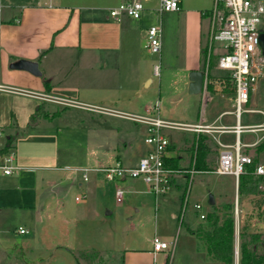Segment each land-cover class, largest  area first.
<instances>
[{
    "label": "rangeland",
    "instance_id": "obj_1",
    "mask_svg": "<svg viewBox=\"0 0 264 264\" xmlns=\"http://www.w3.org/2000/svg\"><path fill=\"white\" fill-rule=\"evenodd\" d=\"M63 1L73 7H83L104 0ZM182 4L189 11L177 21L168 48L164 51L162 47L159 54L142 50L144 59L149 60L146 72L151 75L153 84L149 89L143 87L141 89V83L137 87L134 85L133 88H128L133 89L128 90V98L134 101L136 107L145 104L153 106L160 101V118L167 122L185 124L199 123V120L211 121L223 112L233 111L229 96L222 97L220 93L207 94V101H202L201 95L190 96L186 85V73L183 72L189 66L206 71V57L203 52L201 53V46L206 43V39L203 40L202 37L200 45V36L206 33L205 29L208 30V21L202 20L200 14L212 8L213 0H182ZM157 7L158 0L144 2L145 9L157 10ZM169 15L171 14L160 15L162 17L160 26L163 31L166 22L172 20ZM220 46L222 44H215L208 71L216 66ZM79 61L80 63L73 66L67 82L72 84L71 86H80L79 100L88 102V83L92 76L93 62L83 58ZM154 65L160 68L158 76L154 75ZM71 66L69 64L66 69ZM225 73L227 72L217 69L215 76H222ZM210 78L207 79L208 86ZM254 89L255 92L250 93L248 105L242 108L243 125L264 122L262 116L247 112L250 109L264 110V79L259 80ZM90 110L76 108L73 103H66L65 106L55 107L49 112L53 121L50 127L57 134L58 165L65 168L57 172L58 182L50 189L52 192L61 189L63 207L59 214L51 219L47 236L42 232L45 224L37 223L35 216L30 218V223L22 220L19 212L9 219L7 239H14L16 243L21 242L18 240L19 236L14 238L18 226L26 231V235L28 234L25 238L29 239L33 249L27 254L28 261H36L37 258L44 256L49 258L50 253H47L46 245L51 246L55 240L57 244L62 242L60 246L72 249L80 264H211L212 261L207 259L206 249L192 234V231L206 222L207 215L217 208L216 205L214 207L208 205L210 195L214 197L215 202L218 200L217 209L221 210L227 204L234 207L235 252H238L239 248L241 227L247 226L250 233L264 232V225L258 219L259 211L264 207L262 203L264 197L244 195L239 199L233 181L215 174L219 154L217 146L211 141L209 144L213 150L206 158L212 161L213 171L201 174L191 167L188 168L186 161L178 163L174 168L177 174L165 195L155 196L142 180L128 179L121 185L106 181L101 173L94 170L114 166L116 156L130 155L132 160L141 158L145 153L143 132L134 123L128 122L129 120L100 117L92 114ZM57 112L59 114L55 115ZM96 113L110 115L99 110ZM231 122L232 118L226 116L222 124L228 125ZM163 133L175 146L184 145L176 150L179 155L182 154L180 150L186 146L192 149V137L187 131L170 130L166 134L165 130ZM253 137L243 134L242 141L252 140ZM130 142L133 148L131 144L129 145ZM218 142L223 145L231 144L233 138L225 136L218 139ZM189 149H186V152L190 155ZM192 156L195 158V150ZM72 168L78 169L73 172ZM84 178L87 181H84ZM226 181L231 184H227ZM117 187L128 191L121 204H118L115 198ZM225 196L227 201L223 200ZM76 197L81 199L79 203L75 201ZM228 197L231 201H228ZM196 204L202 207L200 211H196ZM202 214L206 215L205 220L200 219ZM56 229L60 232L57 235L51 234V230ZM154 236L162 241L172 242L174 247L153 258L145 256V251L151 248ZM246 240L249 241V236ZM63 257L59 255L56 259L52 258L60 260L58 263L49 260L44 264H67L62 261ZM237 259L238 255H235L236 264ZM0 264H6L3 257H0Z\"/></svg>",
    "mask_w": 264,
    "mask_h": 264
},
{
    "label": "crops",
    "instance_id": "obj_2",
    "mask_svg": "<svg viewBox=\"0 0 264 264\" xmlns=\"http://www.w3.org/2000/svg\"><path fill=\"white\" fill-rule=\"evenodd\" d=\"M127 1L129 0H104L90 6L73 7L63 0H0V143L4 144L5 139L13 138V149L11 150L15 154V165L18 168L13 175L0 177V257L4 258L6 264H44L49 260L58 263L60 260L56 261L52 258L56 259L59 255L64 256L62 261L67 264H77L75 252L67 246H60L62 242L57 244L54 240L51 246L46 245V251L48 254L50 253L49 258L44 256L37 258L36 261H28L27 254L33 251L29 239L25 238L28 234L20 235L18 230H15L14 238L19 236L20 243L6 237L9 219L16 216L18 212L21 214V219L27 223H30V218L33 216L37 223H44L45 227L42 232L44 236H47L51 219L58 215L63 207L61 189L56 190L57 192H52L50 189L58 182L57 172L65 168L58 165L57 134L50 127L53 121L49 112L53 111L55 107H62L66 104L44 101L31 96V94L68 101L73 103L76 108L82 107L85 110L91 108L90 111L94 115L124 121L128 120L117 116L98 114L94 109H103L118 114L146 116L147 110L152 107L150 104L136 107L134 101L128 98V90L133 89L128 88H133L134 85L137 87L141 83V89L142 87L149 89L153 84L151 75L146 72L149 60L144 59L142 50L146 43L147 28L156 24L161 25L162 17L157 13V7V10L145 9L139 21L125 16H122L119 22L111 19L108 11ZM149 1L142 0L143 5L144 2L149 3ZM187 11L189 10L183 7L181 0L179 11L168 13L171 14L169 16L172 17V20L166 22L165 33L160 26L163 32L161 48L163 47L164 51L168 48L169 39L175 30L177 21ZM203 12L200 14L202 20L208 21L202 16ZM205 32L202 34L203 36H200V45L202 37L207 42L208 30L205 29ZM205 45L206 43L201 46V53ZM219 51L217 58L223 50L220 48ZM81 58L93 62L92 76L88 83V102L79 100L80 86H71L72 84L67 82L69 75L72 74L73 66L75 63H80L79 59ZM19 60L38 63L41 76L36 77L26 71L12 70L10 65ZM69 64L72 65L71 68L66 69ZM148 67L150 66L148 65ZM217 69L220 70L216 64L215 68L208 72L207 78H211L207 93H220L222 97L229 96L233 108V82L228 73L215 76ZM192 72H203L205 80L204 70L189 66L183 72L186 73L187 90L190 84L189 74ZM250 110L261 111L263 114H253H258L264 119L263 109ZM233 111L223 112L211 121L199 120V123L185 124L213 125L218 128L234 127ZM58 114L59 112L55 115ZM33 116L35 118L32 120ZM226 116L232 118L231 124H222ZM134 125L143 132L145 155L149 149L144 142L146 126L137 123ZM240 125L251 128L249 131L242 132L238 137L241 145L240 152L257 160L258 165H264V161H261L264 160V122L243 125L240 117ZM168 131L170 130H166V134ZM187 133H190L192 137L193 147L189 149L186 146L185 149L180 150L182 151L181 155L176 150L184 145L178 147L170 141L166 153V164L172 169L176 168L178 163L185 161L188 168L192 167L191 163L193 164L194 160L192 154L194 155L199 137L205 138V143L213 142L218 148V154L220 150L217 145L218 139L231 136L233 143L225 145H233L237 139L234 133L207 134L193 131H187ZM243 134L254 137L252 140L243 142ZM130 141L132 142V140ZM131 142L129 145L131 144V148H133ZM186 149H189L190 155ZM210 152H207L208 156ZM141 158L132 160L130 155L116 156L115 163L119 162L123 166L133 167ZM206 159L211 166L212 161L209 158ZM72 169L73 172H76L78 168ZM200 173L204 174L205 172ZM221 177L232 180L235 191H238L233 177ZM226 182L231 184L229 181ZM125 183L126 181L123 184ZM223 200L227 201V197L225 196ZM228 201H231L229 197ZM215 205L218 208V200ZM93 213L95 212L93 211ZM51 232V234L57 235L60 230H51ZM48 238L50 237L48 236ZM145 252V256L152 258L160 254L153 253L152 244L150 250ZM215 263L222 264L219 262L211 264Z\"/></svg>",
    "mask_w": 264,
    "mask_h": 264
},
{
    "label": "built area",
    "instance_id": "obj_3",
    "mask_svg": "<svg viewBox=\"0 0 264 264\" xmlns=\"http://www.w3.org/2000/svg\"><path fill=\"white\" fill-rule=\"evenodd\" d=\"M181 0H158V14L179 11ZM145 11L142 0H129L108 11L109 17L115 21H120L122 16L139 21ZM208 20V36L206 42V63L205 80L201 90L202 101L206 100L208 83V64L216 43L222 44L223 50L217 58V67L226 71L234 85V98L232 114L235 117L234 127H214L213 125H188L181 123H171L160 119L161 102H157L149 110L146 116H136L129 114H118L115 112L103 111L112 116H117L134 123L146 126V137L144 139L148 152L133 167H125L119 162L114 166L95 169L103 175L104 179L110 183L123 184L128 179L142 180L149 191L155 196L165 195L172 185V180L177 171L166 164V153L170 146V141L163 133L165 130L193 131L196 133L212 134L214 132L234 133L237 137L233 145H223L217 141L219 147L218 165L215 174L218 176L233 177L238 186L239 176L245 173V167L252 165L253 159L243 155L238 137L242 132L249 131L240 125L242 108L250 99V93L254 91L255 84L264 79V54L259 44L260 35L264 33V0H213V7L209 11L202 13ZM146 43L144 49L151 54H159L161 50L162 30L160 25H152L146 30ZM159 66H154V75H159ZM44 101L56 102L60 104L68 101L56 100L42 95L31 94ZM248 113L263 114L258 110H247ZM1 136V131H0ZM3 144L0 143V177H9L18 170L15 165V154L9 149L7 153H2ZM254 175L264 177V165H257ZM84 181H87L84 178ZM128 191L125 188L115 189V198L118 204L124 201ZM76 201L81 199L76 197ZM196 211L202 207L195 205ZM236 204V215H237ZM201 220L206 219V215H200ZM20 235H25L26 231L19 227L17 231ZM153 253H166L170 247H174L172 242L162 241L154 236L152 239Z\"/></svg>",
    "mask_w": 264,
    "mask_h": 264
},
{
    "label": "trees",
    "instance_id": "obj_4",
    "mask_svg": "<svg viewBox=\"0 0 264 264\" xmlns=\"http://www.w3.org/2000/svg\"><path fill=\"white\" fill-rule=\"evenodd\" d=\"M205 53L206 51L203 50V55ZM34 118L35 116L32 117V120ZM204 140L206 139L201 137L197 139L196 156L191 168L196 172L206 173L213 171L206 159L208 156L207 152L213 150V147L209 143H205ZM12 143V137L5 139L1 152L7 153L9 149H13ZM257 165V160H253L252 165L245 167V173L239 176V199L244 195L264 197V177L254 175ZM262 203L264 204V201ZM233 208V206L228 204L224 205L221 210L215 207L207 215L206 222L192 231L199 244L206 249L207 257L212 262L236 264ZM258 219L264 225V207L259 211ZM249 229L247 226H243L239 231L240 242L237 264H264V232L255 231L250 233ZM248 236L249 241L246 240ZM78 262L79 260L76 258V263L79 264Z\"/></svg>",
    "mask_w": 264,
    "mask_h": 264
},
{
    "label": "water",
    "instance_id": "obj_5",
    "mask_svg": "<svg viewBox=\"0 0 264 264\" xmlns=\"http://www.w3.org/2000/svg\"><path fill=\"white\" fill-rule=\"evenodd\" d=\"M260 47L262 48L263 54H264V33L260 35L259 39ZM10 68L12 70H20V71H26L36 77L41 76V72L39 70L38 63L26 61V60H19L15 63L10 65ZM189 87H188V93L190 95H198L201 93L203 83H204V73L203 72H192L189 74ZM208 205L210 207H213L215 205V200L212 195L209 196L208 199ZM235 255H238V252H235Z\"/></svg>",
    "mask_w": 264,
    "mask_h": 264
}]
</instances>
